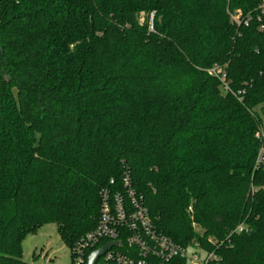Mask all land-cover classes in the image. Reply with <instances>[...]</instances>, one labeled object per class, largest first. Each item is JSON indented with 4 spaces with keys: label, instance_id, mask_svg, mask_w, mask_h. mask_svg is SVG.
I'll use <instances>...</instances> for the list:
<instances>
[{
    "label": "trees",
    "instance_id": "1",
    "mask_svg": "<svg viewBox=\"0 0 264 264\" xmlns=\"http://www.w3.org/2000/svg\"><path fill=\"white\" fill-rule=\"evenodd\" d=\"M261 154L264 0H0V264L49 224L74 264L126 174L178 245L264 264Z\"/></svg>",
    "mask_w": 264,
    "mask_h": 264
},
{
    "label": "built area",
    "instance_id": "2",
    "mask_svg": "<svg viewBox=\"0 0 264 264\" xmlns=\"http://www.w3.org/2000/svg\"><path fill=\"white\" fill-rule=\"evenodd\" d=\"M232 19L239 25L249 24V19L242 18L238 12ZM211 74H225L218 69ZM264 164V154L259 157ZM101 206L96 227L87 233L73 249L74 264H88L89 257L97 250L109 244L106 253L94 264H174L175 260L186 258L190 264L218 263L219 258L207 254L198 246L183 247L159 231L145 205L144 198L131 187L129 175L122 179V187L111 180L100 192ZM192 211V208H189ZM243 231L242 228L239 232Z\"/></svg>",
    "mask_w": 264,
    "mask_h": 264
},
{
    "label": "rangeland",
    "instance_id": "3",
    "mask_svg": "<svg viewBox=\"0 0 264 264\" xmlns=\"http://www.w3.org/2000/svg\"><path fill=\"white\" fill-rule=\"evenodd\" d=\"M22 249L26 264H73L72 251L61 240L54 224L45 225L35 235L28 236Z\"/></svg>",
    "mask_w": 264,
    "mask_h": 264
},
{
    "label": "water",
    "instance_id": "4",
    "mask_svg": "<svg viewBox=\"0 0 264 264\" xmlns=\"http://www.w3.org/2000/svg\"><path fill=\"white\" fill-rule=\"evenodd\" d=\"M113 245H118L117 243H113V244H109L108 246L102 248V249H99L97 251H95L90 257H89V260H88V264H94L96 262V260L98 258H100L101 256H103L106 251L112 247Z\"/></svg>",
    "mask_w": 264,
    "mask_h": 264
}]
</instances>
